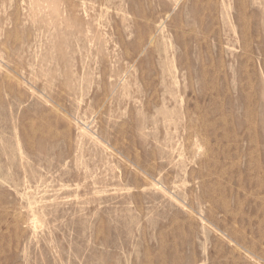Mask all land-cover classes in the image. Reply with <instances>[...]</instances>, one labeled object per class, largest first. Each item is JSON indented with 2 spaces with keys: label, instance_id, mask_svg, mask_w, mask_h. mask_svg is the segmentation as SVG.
<instances>
[{
  "label": "rangeland",
  "instance_id": "obj_1",
  "mask_svg": "<svg viewBox=\"0 0 264 264\" xmlns=\"http://www.w3.org/2000/svg\"><path fill=\"white\" fill-rule=\"evenodd\" d=\"M0 264H264V0H0Z\"/></svg>",
  "mask_w": 264,
  "mask_h": 264
}]
</instances>
